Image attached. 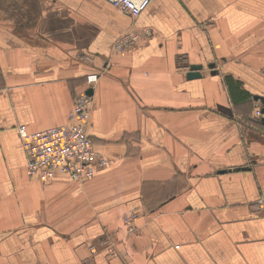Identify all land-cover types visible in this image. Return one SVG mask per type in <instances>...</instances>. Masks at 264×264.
<instances>
[{
    "label": "crops",
    "instance_id": "0c3cea01",
    "mask_svg": "<svg viewBox=\"0 0 264 264\" xmlns=\"http://www.w3.org/2000/svg\"><path fill=\"white\" fill-rule=\"evenodd\" d=\"M90 73L88 133L107 166L30 176L19 125L73 122ZM255 95L264 0H151L138 17L107 0H0V264H264Z\"/></svg>",
    "mask_w": 264,
    "mask_h": 264
},
{
    "label": "built area",
    "instance_id": "2783aa9c",
    "mask_svg": "<svg viewBox=\"0 0 264 264\" xmlns=\"http://www.w3.org/2000/svg\"><path fill=\"white\" fill-rule=\"evenodd\" d=\"M107 1L133 17H138L151 2V0ZM146 33L149 34L150 31ZM138 40L139 35L136 32H129L116 41L114 48L119 52L128 51L135 47ZM98 80L99 74H87L86 85L75 97L71 113L73 122L37 132H29L25 125H19L18 133L30 176L45 181L60 173L81 182L93 178L98 168L107 166L108 159L96 149L88 133L93 102V95H90L88 90L94 89ZM263 115L259 108L254 116L260 119ZM258 205L264 210V202L260 201ZM137 216L136 212L131 211L125 216V222L132 225ZM101 241L110 244L109 238ZM91 248L93 252L96 250L94 245Z\"/></svg>",
    "mask_w": 264,
    "mask_h": 264
},
{
    "label": "water",
    "instance_id": "95a60500",
    "mask_svg": "<svg viewBox=\"0 0 264 264\" xmlns=\"http://www.w3.org/2000/svg\"><path fill=\"white\" fill-rule=\"evenodd\" d=\"M202 65H200V64H194V65H191V67H190V71L188 72V78H190V79H195V78H200L201 76H202V74H201V69H202ZM209 67L210 68H212V69H214L215 67H216V64L215 63H212V64H210L209 65ZM216 73V70L214 69L213 71H212V74H215ZM88 93L90 94V95H92L93 94V89H89L88 90ZM254 99L255 100H262V102H263V107H262V113L264 114V96H261V95H255V97H254ZM261 121H262V123L264 124V116L261 118ZM222 172H224L225 170H221Z\"/></svg>",
    "mask_w": 264,
    "mask_h": 264
},
{
    "label": "rangeland",
    "instance_id": "374dc122",
    "mask_svg": "<svg viewBox=\"0 0 264 264\" xmlns=\"http://www.w3.org/2000/svg\"><path fill=\"white\" fill-rule=\"evenodd\" d=\"M257 209H258L259 211H263V212H264V210H263V209H260L259 205L257 206ZM133 224H134V223H133ZM106 238H107V237H106ZM103 239H104V238H103ZM101 242H102V241H101ZM90 251H91L92 253H94V252H95V251L93 252V250H92L91 246H90Z\"/></svg>",
    "mask_w": 264,
    "mask_h": 264
},
{
    "label": "trees",
    "instance_id": "16d2710c",
    "mask_svg": "<svg viewBox=\"0 0 264 264\" xmlns=\"http://www.w3.org/2000/svg\"><path fill=\"white\" fill-rule=\"evenodd\" d=\"M256 121L260 122V120H259V119H257Z\"/></svg>",
    "mask_w": 264,
    "mask_h": 264
}]
</instances>
